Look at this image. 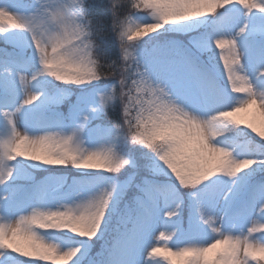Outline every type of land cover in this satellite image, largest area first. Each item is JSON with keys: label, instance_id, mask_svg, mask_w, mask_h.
Listing matches in <instances>:
<instances>
[{"label": "snow or ice", "instance_id": "obj_1", "mask_svg": "<svg viewBox=\"0 0 264 264\" xmlns=\"http://www.w3.org/2000/svg\"><path fill=\"white\" fill-rule=\"evenodd\" d=\"M0 44V264H264V0H0Z\"/></svg>", "mask_w": 264, "mask_h": 264}, {"label": "rangeland", "instance_id": "obj_2", "mask_svg": "<svg viewBox=\"0 0 264 264\" xmlns=\"http://www.w3.org/2000/svg\"><path fill=\"white\" fill-rule=\"evenodd\" d=\"M61 110H66L65 106H61ZM185 226H186V216H185ZM99 250V245H97L94 249H93V254H95L96 251Z\"/></svg>", "mask_w": 264, "mask_h": 264}, {"label": "trees", "instance_id": "obj_3", "mask_svg": "<svg viewBox=\"0 0 264 264\" xmlns=\"http://www.w3.org/2000/svg\"><path fill=\"white\" fill-rule=\"evenodd\" d=\"M4 47V45L3 44H0V48H3ZM256 139H258V138H256ZM65 172L67 171V170H64ZM43 175H45L44 173H37V176H43Z\"/></svg>", "mask_w": 264, "mask_h": 264}]
</instances>
